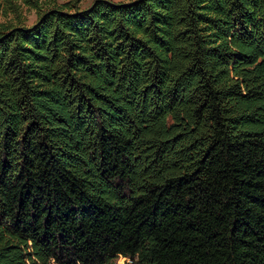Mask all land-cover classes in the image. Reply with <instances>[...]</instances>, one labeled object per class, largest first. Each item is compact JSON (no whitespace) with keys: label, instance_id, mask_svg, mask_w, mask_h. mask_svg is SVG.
Segmentation results:
<instances>
[{"label":"trees","instance_id":"obj_1","mask_svg":"<svg viewBox=\"0 0 264 264\" xmlns=\"http://www.w3.org/2000/svg\"><path fill=\"white\" fill-rule=\"evenodd\" d=\"M0 0V264H264V0Z\"/></svg>","mask_w":264,"mask_h":264},{"label":"rangeland","instance_id":"obj_2","mask_svg":"<svg viewBox=\"0 0 264 264\" xmlns=\"http://www.w3.org/2000/svg\"><path fill=\"white\" fill-rule=\"evenodd\" d=\"M114 2H121L124 0H110ZM95 0H82L80 3L81 8H87L91 6ZM38 15L36 10L27 7L22 8L20 15L8 12L6 15L0 17V22L13 21L16 22L18 19L24 22V25L31 26L37 21Z\"/></svg>","mask_w":264,"mask_h":264},{"label":"built area","instance_id":"obj_3","mask_svg":"<svg viewBox=\"0 0 264 264\" xmlns=\"http://www.w3.org/2000/svg\"><path fill=\"white\" fill-rule=\"evenodd\" d=\"M115 264H136V263L133 258L120 255L116 260Z\"/></svg>","mask_w":264,"mask_h":264}]
</instances>
